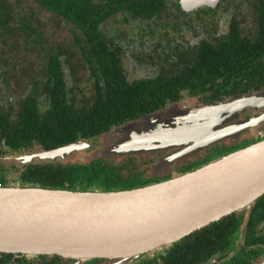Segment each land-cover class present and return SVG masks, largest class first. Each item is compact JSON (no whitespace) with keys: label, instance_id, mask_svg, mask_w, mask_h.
I'll return each mask as SVG.
<instances>
[{"label":"flooded vegetation","instance_id":"obj_1","mask_svg":"<svg viewBox=\"0 0 264 264\" xmlns=\"http://www.w3.org/2000/svg\"><path fill=\"white\" fill-rule=\"evenodd\" d=\"M31 4L51 14L59 24H66L70 32L67 42L50 40L30 13L15 10L25 14L21 26L17 24L23 38L10 36L7 53H0L1 188L23 187L17 180L19 172L34 163L89 162L77 157H87L96 146L55 160H21L46 151L45 134L52 137L57 129L66 127V121L82 120L86 113L87 118H97L98 114L117 118L99 136L120 135L119 129L137 121V111L195 108L226 100L253 86L264 87V0H113L112 13L102 17L96 32L90 34L104 46L103 52L113 56L102 61L103 72L91 70L100 67L99 60L79 39L85 35L71 31L56 13ZM14 29V25L9 27L12 35ZM18 54L25 57L17 68ZM135 84L137 89L141 84H151V92L137 90V103L129 108L123 102L107 101L109 87L133 89ZM260 115H264V108L248 109L241 118ZM28 118L38 120L36 126L31 124L33 138H23L27 148L13 150L6 144V131L16 135L25 122L31 121ZM253 130L256 134L240 138L243 147L264 135V121ZM99 136L94 143H103L106 137ZM235 145L226 142L225 147H212L194 163L203 164L206 158L237 150ZM162 158L125 156L110 162L125 181L145 185L156 182L151 168ZM6 163H10L11 171L18 170L16 177H8ZM238 213H243L239 228L202 264H264V195L255 201L247 220V210ZM0 264H163V260L154 253L131 262H78L57 256L0 253Z\"/></svg>","mask_w":264,"mask_h":264},{"label":"water","instance_id":"obj_2","mask_svg":"<svg viewBox=\"0 0 264 264\" xmlns=\"http://www.w3.org/2000/svg\"><path fill=\"white\" fill-rule=\"evenodd\" d=\"M259 108L264 90L195 108L172 106L122 127L120 136H104L103 143L82 140L24 156L25 162L55 160L96 144L90 160L163 156L152 173L166 180L110 192L0 187V253L131 262L242 210L247 220L264 195V148L257 149L264 136L188 172L179 170L201 152L252 134L264 115L241 116Z\"/></svg>","mask_w":264,"mask_h":264},{"label":"trees","instance_id":"obj_3","mask_svg":"<svg viewBox=\"0 0 264 264\" xmlns=\"http://www.w3.org/2000/svg\"><path fill=\"white\" fill-rule=\"evenodd\" d=\"M30 3L38 5L42 10L46 9L52 13H56L63 21L72 27L73 32H79L85 36L79 39L83 44L89 45L93 49L99 60L98 69L91 70L93 72H103L102 61H109L113 57L109 53L103 52L104 46L97 42V38L90 34L96 32L97 23L102 17L111 14L113 0H29ZM15 5L8 0H0V33L6 34L8 38L14 37L22 39V32L18 29L25 18L22 12L16 14ZM14 8V11H13ZM18 8V7H17ZM19 23L18 27L17 24ZM14 25L16 29L12 30L9 27ZM88 38V39H87ZM5 40H1L4 45ZM6 45V44H5ZM82 45V44H80ZM137 89V84L133 89H129L122 85L118 89L109 87L106 98L108 102H123L129 108L133 102L137 103V90L144 89L151 92V84H141ZM240 89V88H239ZM264 90V87L253 86L240 94H247L252 92H259ZM233 92V91H232ZM240 92V91H239ZM234 93V92H233ZM238 95V94H237ZM128 110H126L127 112ZM145 111L140 113L137 111V120L140 117L154 113ZM147 113V114H146ZM87 113L83 115V119H71L66 121V127L62 126L57 129L50 137L45 134L44 138L47 143L46 151L51 149L61 148L63 146L85 140L93 141L99 134L107 131L112 121L117 118L103 117L99 114L97 118H87ZM142 115V116H141ZM140 116V117H139ZM31 120L25 122L18 130L16 135L6 131V144L10 145L13 150L27 148L23 143V138L31 139L32 128L31 124L37 125L38 120L35 118H28ZM42 135V133H41ZM43 136V135H42ZM100 137V136H99ZM30 144V143H29ZM220 153L219 155H222ZM211 159V158H210ZM209 159V160H210ZM208 158L204 159V163L209 162ZM203 164L194 163V165H186L179 170V173L188 172ZM114 163L110 160L96 159L90 160L84 164H56L53 162L34 163L27 167L26 171L19 172L17 180L23 187H38L52 190H69V191H119L132 190L144 187L150 184H139L134 180L129 182L124 180L120 172L114 168ZM154 183L160 180L155 178ZM4 182L0 180V184ZM153 184V183H151ZM79 189V190H78ZM243 213H234L226 218L197 231L181 241L174 243L172 246L162 250L161 252H154L157 257L162 258L163 264H202V262L209 259L214 252L217 251L219 243L230 240L231 235L239 228L243 218Z\"/></svg>","mask_w":264,"mask_h":264},{"label":"rangeland","instance_id":"obj_4","mask_svg":"<svg viewBox=\"0 0 264 264\" xmlns=\"http://www.w3.org/2000/svg\"><path fill=\"white\" fill-rule=\"evenodd\" d=\"M8 1L12 4V6L13 5L17 6L18 8L16 7V9H19V10L21 9L23 13H27L28 15L30 13V15L32 16V18L34 20H37L38 22H40V25L43 26L44 33L45 32L47 33L46 35H47V38L48 39L51 40V39H55L56 38L58 40V42H61V43H64V40L65 39H66L65 40L66 42L68 41L70 28L68 26H66V24H63V23H60L59 24L58 21L55 20L56 18H53V16L51 14H45L43 12H40L34 6H32V4L30 2H28L27 0H8ZM58 20L61 21L60 19H58ZM1 40H5L6 41V43H5L6 45L5 44L2 45L1 44ZM9 45H11V40L8 38L7 35H4V34H1L0 33V53H3V52L7 53L6 48ZM17 56H18V59H17V68H18L19 66L22 65L23 57H25V56H23L22 54H18ZM250 133L251 132L245 133L243 135L250 136V135L256 134L255 133V130H253V133L252 134H250ZM243 135H241V137ZM263 136L264 135H262L261 137H259V139L262 138ZM252 142H250V143H252ZM97 143L100 144L99 141H97ZM232 143H233V145L236 144L235 145L236 146L235 149H242V147L244 146V143L242 142V139H239L238 141H235V142H232ZM96 144H94V146L97 147L98 145H96ZM96 147H94V150L96 149ZM94 150H92L89 154H87V157L84 156L82 158H79V157H77V158L80 161H87V160L90 161V156L92 155V153H93ZM205 152H207V151H205ZM205 152H201L200 155L196 159L189 160V163L191 164V163H194V162H197L198 160H200V158L202 157L203 153L205 154ZM145 157H148V156H145ZM152 157H157V156L152 155ZM161 157H163V156H161ZM112 161H114V160H112ZM19 166H17V167H19ZM7 168H9L8 177L10 179L16 177V175L18 173L17 172L18 170L17 171H11L10 170V163L7 164ZM151 174L154 176V173H152V168H151ZM11 186H13V185H11ZM155 252H160V250L155 251ZM151 254H153V253H151ZM151 254H149V256H151Z\"/></svg>","mask_w":264,"mask_h":264},{"label":"bare ground","instance_id":"obj_5","mask_svg":"<svg viewBox=\"0 0 264 264\" xmlns=\"http://www.w3.org/2000/svg\"><path fill=\"white\" fill-rule=\"evenodd\" d=\"M264 148V144H261L257 147V149Z\"/></svg>","mask_w":264,"mask_h":264}]
</instances>
